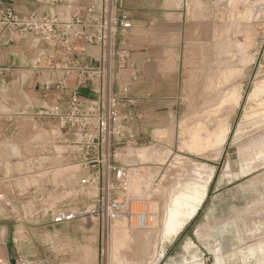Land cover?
Segmentation results:
<instances>
[{"label": "rangeland", "instance_id": "1", "mask_svg": "<svg viewBox=\"0 0 264 264\" xmlns=\"http://www.w3.org/2000/svg\"><path fill=\"white\" fill-rule=\"evenodd\" d=\"M147 1L151 3L144 6L160 11L151 16L157 25L150 37L161 53L164 82L157 93L162 97L146 114L136 111L141 116L134 122L139 147L121 149L118 157L129 174L141 172L143 192L149 194L144 202L152 209L142 215L144 226L133 225L126 215L108 235L94 229L98 264H264V255L261 260L250 255L252 249H264V106L251 99L264 83V7L249 9L241 0ZM133 3L130 7L138 6ZM234 90L240 102L219 109L221 98ZM199 122L205 135L219 124L229 125L230 135L219 152L190 149V132L203 126ZM48 124L50 133L41 127L36 139L53 143L54 157L72 159L64 165H40L31 179L16 182L17 202L26 205L17 219L36 225L58 209L89 210L96 195L81 185L87 171L74 160L69 137L67 142L56 140L59 123L50 119ZM144 148L160 151L162 158L137 161L129 155ZM247 148H253L251 159L240 153ZM192 180L210 181L203 205L178 237L165 241L171 196ZM31 186L38 190L27 194ZM118 229L122 232L114 246Z\"/></svg>", "mask_w": 264, "mask_h": 264}, {"label": "crops", "instance_id": "2", "mask_svg": "<svg viewBox=\"0 0 264 264\" xmlns=\"http://www.w3.org/2000/svg\"><path fill=\"white\" fill-rule=\"evenodd\" d=\"M133 1L138 6L130 7ZM150 3L147 0H126V8L133 22V28L126 37L131 49V62L116 75L117 79H114V75L110 78L113 91L122 94L126 87V96L135 100L138 104L136 111L144 114L149 106L155 109V104L161 100L162 96L157 90L164 82L159 61L161 53L152 45L150 37L153 24L155 27L157 25L151 16L159 15L160 11L144 6ZM9 9L20 15L51 11L64 19L85 13L82 0H66L61 5L51 0H0V16ZM76 45L79 52L84 44L77 41ZM101 54L100 48L87 47L86 55L77 53L73 59L81 65L99 68ZM64 58V53L45 44L16 41L6 45L5 38L0 37V69L5 70L0 72V260L3 261L45 258L50 264H98V241L93 236L94 229L98 227L89 226L82 220L55 225L52 216L59 209L39 225L32 221L21 222L16 216L26 207H20L17 202L19 189L16 182L31 179L36 170H40V165L44 168L53 163L64 165L70 158L54 157L51 155L53 143L36 139L38 133L43 132L41 127L50 133V119H44L43 123L35 117L39 109L58 104L62 112L67 111L69 97L61 99V93L54 87L47 90L44 86L64 79L65 72L61 70L65 66ZM56 66L60 70H53ZM78 77L79 73H73L67 78V94L78 92L86 104L96 101L101 82H88L78 89ZM24 120L26 123L22 124ZM60 132L56 140L69 137L71 141L68 133ZM73 156L76 161L74 152ZM37 190L31 186L26 193L34 194ZM30 210H34V207H30Z\"/></svg>", "mask_w": 264, "mask_h": 264}, {"label": "built area", "instance_id": "3", "mask_svg": "<svg viewBox=\"0 0 264 264\" xmlns=\"http://www.w3.org/2000/svg\"><path fill=\"white\" fill-rule=\"evenodd\" d=\"M63 4L66 0H51ZM85 13L64 19L49 11L17 14L9 9L0 16V37L5 44L16 41H31L45 44L64 53V79L46 83L45 89L52 87L61 93V99L69 97L67 111L60 106L42 107L35 113L38 119H55L61 131L71 136V144L79 166L87 171L81 181L84 188L95 190L93 206L86 210L60 209L53 214L55 225L76 220L86 221L96 226L103 235H108L115 223L128 215L133 222L128 199L129 173L122 167L118 152L125 148L139 147L134 122L141 119L136 112L137 102L127 97V88L122 94L113 91L110 78L126 69L131 62V49L126 40L133 28V22L126 0H82ZM264 7V0H250ZM83 42L79 52L76 42ZM87 47H97L102 51L99 68L81 65L74 61L77 53L86 55ZM60 70L53 67V70ZM1 71H5L0 69ZM79 73L76 86L83 87L88 82L100 81L98 99L84 103L78 92L67 94V78ZM137 216L136 225H145L144 217ZM0 264H50L48 259L19 258L14 262L0 260Z\"/></svg>", "mask_w": 264, "mask_h": 264}, {"label": "bare ground", "instance_id": "4", "mask_svg": "<svg viewBox=\"0 0 264 264\" xmlns=\"http://www.w3.org/2000/svg\"><path fill=\"white\" fill-rule=\"evenodd\" d=\"M226 1L227 0H225V2ZM241 1H243L245 3V5L248 6L249 9H255L256 11H258L260 8L261 9L263 8L260 6V4L252 3L250 0H241ZM236 2L237 1H235V3ZM229 3H231V2H229ZM248 12L250 13V10ZM238 93H239L238 90H234V91H230V92L225 93V95L223 94L224 96L219 101V105H218L219 109H222L230 101H234L236 104H238L240 102V96ZM251 99H255L257 101L261 100L260 105L264 106V83L258 87V89L253 93V95H251ZM199 123L201 125L203 124V126H201V127L199 126L190 132V141H189L190 142L189 143L190 149H192V151H198V152H206L208 150L219 152V150L227 142L228 137L230 135L229 125L226 123L219 124L217 126L216 130H214L213 132H208V134L205 135L204 134V132L206 131V128L204 127L205 125L203 122H199ZM257 124H258V122H257ZM158 131H160V129ZM252 150H253V148H251V149L247 148L244 151L241 150L240 153L241 152H242V154L246 153L245 155H247V158L251 159L253 156ZM139 151L138 152H130L131 154H129V155L134 156L135 160H137V161L139 159L142 161H149V160H153V159L162 158V154L160 151L158 152V151H154V150H148L146 148L141 149ZM261 152L263 153V151H261ZM217 157H218V155H217ZM131 159H132V157H131ZM157 174L158 173L156 172L155 174H153V176L150 177L151 182H153L152 178L155 179ZM195 177H199V176L197 175ZM143 179L144 178L141 175V172H138V170L130 172V174H129V190H128L127 196L129 198V201H130V211L133 214V222H132L133 225L136 224V222L138 220L137 216H135V215L139 214L142 216L145 213V216H146V212H148V210L151 211V209H152L150 206H147L149 203L146 204L144 202L143 197L144 196L149 197V194H145L143 192V188H144ZM209 184H210L209 180L204 181V182L203 181L200 182L198 180H192V181L188 182L185 185V187L180 186V188L172 194L171 200H170V206L168 207L167 218L165 220V224L163 227V233H164L163 239L166 237L165 241L169 240V239L171 241H173L182 232V229L184 228V226L187 225L189 222H191L196 217V215L199 212V210L201 209L203 202L205 200V197L207 195V190H208ZM120 222H122V221H120ZM148 222L151 223L152 219L149 218ZM118 227H121V226H118ZM130 228H132V227H130ZM121 229H123V228L121 227ZM120 232H122V230L121 231L119 230L114 235V241L115 242H112V243H115L114 246L118 242L117 236L120 234ZM111 246H112V244H111ZM250 255L256 256L258 258V260H261V258H263V255H264V249L262 247H258L254 250L252 249L250 251Z\"/></svg>", "mask_w": 264, "mask_h": 264}]
</instances>
